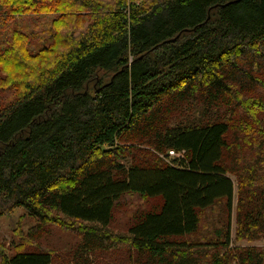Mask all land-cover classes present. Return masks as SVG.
Here are the masks:
<instances>
[{"label":"trees","instance_id":"1","mask_svg":"<svg viewBox=\"0 0 264 264\" xmlns=\"http://www.w3.org/2000/svg\"><path fill=\"white\" fill-rule=\"evenodd\" d=\"M60 12L32 51L16 17ZM130 194L154 204L113 232ZM16 209L33 241L0 264H264L235 243L264 235V0H0V217ZM48 223L79 243L43 247Z\"/></svg>","mask_w":264,"mask_h":264},{"label":"rangeland","instance_id":"2","mask_svg":"<svg viewBox=\"0 0 264 264\" xmlns=\"http://www.w3.org/2000/svg\"><path fill=\"white\" fill-rule=\"evenodd\" d=\"M137 1L140 2L141 0ZM75 13L78 15H84V12L80 10L76 11ZM61 14L62 12H60L59 15L55 13H49L46 15H18L16 17L18 25H26L27 30L37 34L36 38H34V36L32 37L30 43V48L32 51H36L40 47L47 45V42L49 41L51 22L55 17L60 16ZM62 15L64 16V19L67 18L65 13ZM74 22L77 25L79 24L78 21ZM79 25H81V23ZM2 95L4 100L11 98V94L7 91L4 93L2 92ZM188 115V117L191 119L198 121L202 117V109L200 107L195 108L191 110ZM160 156L163 158L162 154H160ZM172 157L173 155L169 156L167 159L170 160ZM230 177L234 181L233 209L231 214V233L232 236H234L236 229L235 211L237 203V182L234 175L231 174ZM152 204H154V202H150L149 200L143 201L141 198L135 195H124L114 208L111 230L113 232L125 234L127 226L129 223H131L134 214H136L138 211L147 210ZM36 224L37 219L28 215L24 209H16L12 212L6 213L5 215H2L0 217V243L4 246L5 252L8 255H12L17 246L21 243L24 249L30 248L28 246L30 241L33 240L29 237L27 241L24 240L27 239V232ZM42 230L43 231L37 239L38 243L47 249H52L55 254L58 255L67 254L69 251L74 249L80 241V238L74 229L67 230L60 226L48 223L43 226ZM235 243L241 246H256L257 248H264V235L255 240L242 239L235 241ZM116 249H118L120 252L117 250V252L112 253L114 256L119 257L120 253H123L128 249V243H118ZM68 264L74 263L70 261ZM229 264L235 263L231 262Z\"/></svg>","mask_w":264,"mask_h":264},{"label":"built area","instance_id":"3","mask_svg":"<svg viewBox=\"0 0 264 264\" xmlns=\"http://www.w3.org/2000/svg\"><path fill=\"white\" fill-rule=\"evenodd\" d=\"M168 155L169 156L173 155V157H175V156H179V155L181 156V153L180 152L176 153L173 150H169Z\"/></svg>","mask_w":264,"mask_h":264}]
</instances>
